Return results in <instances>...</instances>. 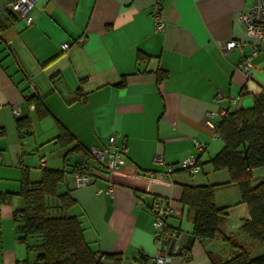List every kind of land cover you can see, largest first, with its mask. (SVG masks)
<instances>
[{
	"label": "crops",
	"instance_id": "1",
	"mask_svg": "<svg viewBox=\"0 0 264 264\" xmlns=\"http://www.w3.org/2000/svg\"><path fill=\"white\" fill-rule=\"evenodd\" d=\"M11 1L0 0V264L33 257L18 240L13 213L22 207V180L38 181L42 168L67 172L68 185L59 191L68 190L75 200L69 213L79 219L95 251L120 253L124 264H139L141 255L147 258L141 264H154L160 247L149 207L157 196L173 208L168 225L178 237L162 246L170 264H211L212 256H228L219 239L194 236L181 196L185 184L229 180L225 172L217 173L226 179L209 178L210 159L223 142L206 125V114L250 109L251 91L264 87V49L251 58L250 74L238 67L255 39L237 14L249 12L252 0H160L161 31L151 16L156 0H34L37 14L30 26L8 9ZM231 40L245 45L223 53ZM218 93L223 96L216 100ZM32 95L40 96L44 115L29 101ZM25 116L31 130L20 134L16 121ZM63 128L85 149L120 152L124 165L111 169L74 153L64 164L74 142L60 147ZM156 154L161 163L153 161ZM189 155L200 166L197 173L181 167ZM80 165L91 169L93 182L78 188L71 178ZM167 165L175 170L164 180ZM230 186L215 192V205L226 208L219 228L262 254L264 242L243 233L242 223L237 230L231 223L233 208L223 194ZM109 187L111 197L97 193Z\"/></svg>",
	"mask_w": 264,
	"mask_h": 264
},
{
	"label": "trees",
	"instance_id": "2",
	"mask_svg": "<svg viewBox=\"0 0 264 264\" xmlns=\"http://www.w3.org/2000/svg\"><path fill=\"white\" fill-rule=\"evenodd\" d=\"M144 57L140 56V59ZM164 77V71L160 70L159 80ZM254 88L250 109L225 111L216 122V133L223 147L210 162L214 170H228L229 180L183 185L181 201L188 207L194 236L219 239L227 248L225 252L229 253L225 260L222 255L212 256L211 264H264V254L251 258L245 245L221 232L219 220L226 215V208L217 207L214 201L218 188L236 185L249 215L243 221L241 231L254 241L264 242V176L257 178L254 175V170L264 167V87L257 85ZM247 89L245 85L242 91ZM29 101L35 104L38 115L46 113L40 96L32 95ZM16 124L20 134L30 133L28 116L19 118ZM57 139L64 148L74 142L63 156L64 164L73 153L91 157L89 149L76 143L68 130L61 129ZM79 167L80 170L89 168L86 165ZM80 170L76 169L75 173ZM66 174L65 169L42 168L38 181L27 177L22 180L18 193L22 207L14 210L13 220L19 242L33 257L20 264H124L122 254L98 252L87 243L81 222L69 213L75 200L68 190L59 191L61 184L68 185ZM137 261L146 263L147 258L141 255Z\"/></svg>",
	"mask_w": 264,
	"mask_h": 264
},
{
	"label": "built area",
	"instance_id": "3",
	"mask_svg": "<svg viewBox=\"0 0 264 264\" xmlns=\"http://www.w3.org/2000/svg\"><path fill=\"white\" fill-rule=\"evenodd\" d=\"M8 9L13 13H16L24 26H30L34 23L37 11L34 10V0H13L8 3ZM163 6L160 0H156L155 4L151 10V16L154 21L156 30H163L165 23L163 20ZM237 20L243 27V29L252 38L255 39V43L251 45L249 52L243 57L239 68L243 69L247 74H250L251 63L250 60L255 56L260 50L264 49V0H252V6L249 12H239L237 14ZM244 42L231 40L226 42L222 46L223 53L233 50L234 48L242 49L244 47ZM67 43L63 44L66 48ZM223 94L218 93L216 95V100L222 98ZM225 111H210L206 114L208 119L205 120L206 125L211 129L213 136L217 137L216 133V122L219 118L224 115ZM15 114H18V110H15ZM209 118H215V122H211ZM110 144H113V136L110 137ZM195 148L201 150L202 146L195 143ZM93 161L98 165H107L111 169H117L124 165L125 160L123 155L115 150H110L108 148H96L91 147L88 150ZM43 161V160H42ZM155 163L162 162V156L156 154L153 158ZM183 170L190 174L197 173L200 166L193 155L187 156L181 164ZM174 165H167L165 173H163L160 178L167 179L169 174L174 172ZM93 182L92 171L90 168L83 169L74 173L71 178V185L73 187L86 186ZM97 193L112 196V188L99 189ZM142 198H138V202L141 203ZM151 213L154 217V240L158 247H160L157 255L155 256L154 264H170L171 255L162 249V246L169 240L176 239L178 237L177 231L171 229L168 225V220L173 214V208L169 204V200L162 197H153L149 207ZM183 256H186V252L182 251Z\"/></svg>",
	"mask_w": 264,
	"mask_h": 264
},
{
	"label": "rangeland",
	"instance_id": "4",
	"mask_svg": "<svg viewBox=\"0 0 264 264\" xmlns=\"http://www.w3.org/2000/svg\"><path fill=\"white\" fill-rule=\"evenodd\" d=\"M60 147L65 150L64 147H62L60 145ZM259 169V170H258ZM256 170H254V175L257 176V178H260L262 176H264V168L260 167ZM222 169H215L214 172L212 173V175L209 177L211 179H226L225 176H222L223 173H217V172H225L226 176L229 179V172L228 170L224 169L225 171H221ZM216 172V175H215ZM214 177V178H213ZM218 190V189H217ZM226 190L225 192H223V194H227L225 198H227V200L224 202L226 203V205L229 207V209H232V211H230V218H231V223L232 225H235V230H237L239 227L240 223H243L245 217H248V211L246 209V206L241 202V198H240V193L238 190V187L236 185H232L230 186L228 189H224ZM248 251H249V255L251 258H254L258 255H262L264 254V252H261L262 254H260L258 251V247L255 248H250V246L246 243L245 244ZM261 247H264V244L259 245ZM227 251V249H225ZM227 253V252H225ZM223 257V260L227 259V257L229 256H225L226 254L222 253L220 254ZM222 260V261H223Z\"/></svg>",
	"mask_w": 264,
	"mask_h": 264
}]
</instances>
